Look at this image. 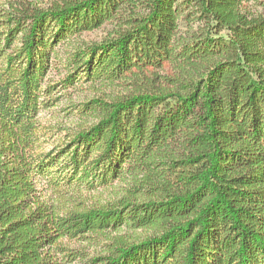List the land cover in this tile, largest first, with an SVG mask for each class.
I'll list each match as a JSON object with an SVG mask.
<instances>
[{
    "label": "trees",
    "instance_id": "16d2710c",
    "mask_svg": "<svg viewBox=\"0 0 264 264\" xmlns=\"http://www.w3.org/2000/svg\"><path fill=\"white\" fill-rule=\"evenodd\" d=\"M16 1L0 18V264H68L64 240L123 228L146 233L85 264H264V13L251 0ZM58 65L64 87L135 88L82 102L95 123L39 151ZM41 180L130 186L65 209Z\"/></svg>",
    "mask_w": 264,
    "mask_h": 264
},
{
    "label": "rangeland",
    "instance_id": "374dc122",
    "mask_svg": "<svg viewBox=\"0 0 264 264\" xmlns=\"http://www.w3.org/2000/svg\"><path fill=\"white\" fill-rule=\"evenodd\" d=\"M50 1L36 0V4L42 6ZM16 3V0H0V18H2L1 14L14 10L12 5ZM249 6L254 12L264 13V0H251ZM108 32L109 25H105L96 31L84 32L79 37L71 40V42L62 45L59 48V55L63 58L70 48H73L81 41L96 42L105 37ZM65 75V67L61 65H58L49 75V83L55 86L54 92L49 97L55 98L57 101L52 106L45 108L38 118L39 122L42 123L39 151H46L64 145L76 131L95 123L93 116H84L79 113L82 102L96 98L113 100L135 88L126 79L115 83L106 81L81 82L77 83L76 86L64 87L61 86V80ZM129 186L130 183L128 181L121 180V182L109 187L103 186L101 188L88 189L71 186L57 191L47 188L45 181L41 180L39 188L43 190L46 197L49 196L52 201L59 202L65 209H85L87 207L101 206L104 203L122 197ZM145 233L144 231H132L123 228L118 232L107 231L103 234L94 235L86 240H64L63 244L68 246L72 252L69 257L74 259L68 264H85L92 257L108 254L109 251L107 249L110 243L117 239L140 240ZM59 255L62 256L64 253H59Z\"/></svg>",
    "mask_w": 264,
    "mask_h": 264
}]
</instances>
